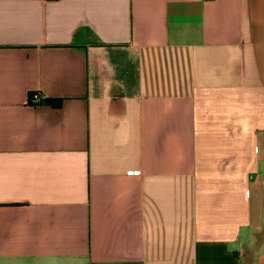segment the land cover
Instances as JSON below:
<instances>
[{"label":"crops","instance_id":"0c3cea01","mask_svg":"<svg viewBox=\"0 0 264 264\" xmlns=\"http://www.w3.org/2000/svg\"><path fill=\"white\" fill-rule=\"evenodd\" d=\"M0 264H264V0H0Z\"/></svg>","mask_w":264,"mask_h":264},{"label":"built area","instance_id":"2783aa9c","mask_svg":"<svg viewBox=\"0 0 264 264\" xmlns=\"http://www.w3.org/2000/svg\"><path fill=\"white\" fill-rule=\"evenodd\" d=\"M41 98V95L38 91H30L28 94V102L30 104H36Z\"/></svg>","mask_w":264,"mask_h":264}]
</instances>
